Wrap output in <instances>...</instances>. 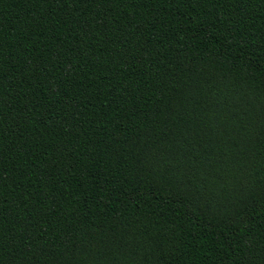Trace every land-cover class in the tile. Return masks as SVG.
Here are the masks:
<instances>
[{
    "label": "trees",
    "instance_id": "1",
    "mask_svg": "<svg viewBox=\"0 0 264 264\" xmlns=\"http://www.w3.org/2000/svg\"><path fill=\"white\" fill-rule=\"evenodd\" d=\"M0 264H264V0H0Z\"/></svg>",
    "mask_w": 264,
    "mask_h": 264
}]
</instances>
